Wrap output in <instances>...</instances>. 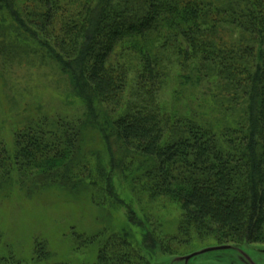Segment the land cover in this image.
I'll return each mask as SVG.
<instances>
[{
	"label": "trees",
	"instance_id": "trees-1",
	"mask_svg": "<svg viewBox=\"0 0 264 264\" xmlns=\"http://www.w3.org/2000/svg\"><path fill=\"white\" fill-rule=\"evenodd\" d=\"M14 63L49 68L75 113L7 97ZM120 187L177 207L174 231L136 222ZM47 190L126 219L64 254L35 239L19 257L0 232V264L264 242V0H0V200Z\"/></svg>",
	"mask_w": 264,
	"mask_h": 264
},
{
	"label": "rangeland",
	"instance_id": "rangeland-1",
	"mask_svg": "<svg viewBox=\"0 0 264 264\" xmlns=\"http://www.w3.org/2000/svg\"><path fill=\"white\" fill-rule=\"evenodd\" d=\"M5 70L7 72V87L5 88L8 94L7 97L13 96L18 101L21 100L22 105L30 103L33 106L40 102L47 109L57 113L59 111L61 114H73L77 110L75 106L67 104L66 83L56 82L59 77L50 75L49 68L42 67L39 70H35L32 65L14 63L7 66ZM60 108H62V111ZM55 192L57 191L55 190ZM119 192L125 200L130 202L129 204L133 211L132 217L136 222L144 220L142 211V208H144L149 215L147 219L153 223L154 227L165 225L167 226L166 228L171 227L168 229L169 232L174 231L179 211L173 204L157 202L141 206L132 199V195L125 187H120ZM103 210L94 207L86 197L81 196L74 201L63 194L58 196L52 190L43 191L33 198H23L15 193H10L7 198L4 197L0 200V232L2 233V240L10 247L9 250L19 257L30 255L35 239L47 240L55 254H62V252L64 254L66 250H71L75 246H72L74 234H88L112 228L115 230L116 225L124 223L126 210L123 208H118L108 215ZM110 225H114V227ZM130 227L133 232L140 234L141 229L138 226H133L130 222ZM111 231L113 230L108 232ZM206 242L209 245L213 244L212 239ZM205 244L188 247L179 254L187 255L188 253V255H191L189 252L204 249ZM179 247L180 244L174 246V249L178 250ZM235 248L236 251L232 253V256L234 258L240 256L244 264H247V262H250V264H264V254L262 252L264 243L237 245ZM255 249H260L261 251L256 252ZM175 254L172 256L165 254L166 258L164 260L166 262L164 264H241L230 260H226V262H220L221 260L212 261L210 258H213L214 254L202 255L198 253L188 260L187 258H173ZM156 261H161L159 253L154 258H151V264Z\"/></svg>",
	"mask_w": 264,
	"mask_h": 264
},
{
	"label": "flooded vegetation",
	"instance_id": "flooded-vegetation-1",
	"mask_svg": "<svg viewBox=\"0 0 264 264\" xmlns=\"http://www.w3.org/2000/svg\"><path fill=\"white\" fill-rule=\"evenodd\" d=\"M249 243H264V242H241V243L231 242V243H221V244L213 243V244H210V245L209 244L205 245L204 249L211 248L209 250H206V251H203V252H199V251H201L203 249H201L199 251H196V252L191 251V252H189V254H191V256H189V257H187L188 253H187V255L184 254L185 256L182 255V254H175L173 258H175V257L176 258H180V259H186L187 258V260H188V259H192L198 253H200L202 255L203 254H214L213 258L212 257L210 258V259H212V261L213 260H215V261L221 260L220 262H226V260H230L232 262L236 261L238 263L244 264V261L241 259L240 256L234 258L232 256V253H234L236 251L235 246L243 245V244H249ZM216 247H218V248H216ZM255 250H256V252H260L261 251L260 249H255ZM262 252L264 254V250ZM143 253L147 255V259L145 260L146 264H151V258H154L156 255H158V253H159V257L161 258V261H156V262H154V264H164L166 262L164 260V258H166V255L161 253V252H159V251H153V252L144 251ZM170 256H172V255H170ZM248 263L250 264V262H247V264ZM167 264H169V263H167Z\"/></svg>",
	"mask_w": 264,
	"mask_h": 264
},
{
	"label": "water",
	"instance_id": "water-1",
	"mask_svg": "<svg viewBox=\"0 0 264 264\" xmlns=\"http://www.w3.org/2000/svg\"><path fill=\"white\" fill-rule=\"evenodd\" d=\"M216 248H218V247H216ZM209 249H211V248H206V249H203V250H201L199 252H203V251H206V250H209ZM189 256H191V255H188L187 257H189Z\"/></svg>",
	"mask_w": 264,
	"mask_h": 264
}]
</instances>
